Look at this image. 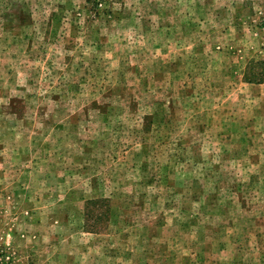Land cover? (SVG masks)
I'll use <instances>...</instances> for the list:
<instances>
[{
	"label": "rangeland",
	"instance_id": "374dc122",
	"mask_svg": "<svg viewBox=\"0 0 264 264\" xmlns=\"http://www.w3.org/2000/svg\"><path fill=\"white\" fill-rule=\"evenodd\" d=\"M0 0V264H264V0Z\"/></svg>",
	"mask_w": 264,
	"mask_h": 264
},
{
	"label": "crops",
	"instance_id": "0c3cea01",
	"mask_svg": "<svg viewBox=\"0 0 264 264\" xmlns=\"http://www.w3.org/2000/svg\"><path fill=\"white\" fill-rule=\"evenodd\" d=\"M245 2V7L249 6V4L247 3V0H244L243 3Z\"/></svg>",
	"mask_w": 264,
	"mask_h": 264
}]
</instances>
